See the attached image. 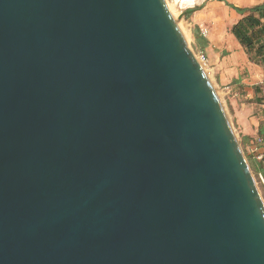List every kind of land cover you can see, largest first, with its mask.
Returning a JSON list of instances; mask_svg holds the SVG:
<instances>
[{"label":"water","instance_id":"95a60500","mask_svg":"<svg viewBox=\"0 0 264 264\" xmlns=\"http://www.w3.org/2000/svg\"><path fill=\"white\" fill-rule=\"evenodd\" d=\"M0 264H264V202L166 0H0Z\"/></svg>","mask_w":264,"mask_h":264},{"label":"crops","instance_id":"0c3cea01","mask_svg":"<svg viewBox=\"0 0 264 264\" xmlns=\"http://www.w3.org/2000/svg\"><path fill=\"white\" fill-rule=\"evenodd\" d=\"M221 2V6L210 1L204 6L199 5L200 9L196 11L184 12L183 20L193 45L205 55L209 79L225 101L233 126L236 125L250 154L256 138L260 137L264 145V104L256 108L254 102L257 96L254 90L263 82V70L248 60L246 50L231 33V27L243 17L233 8L249 10L263 5L264 0H231L233 5ZM193 5H188L187 11L195 8ZM254 16L259 17L260 13L256 12ZM205 24L212 25L211 29L204 28ZM263 148L259 147V150Z\"/></svg>","mask_w":264,"mask_h":264},{"label":"rangeland","instance_id":"374dc122","mask_svg":"<svg viewBox=\"0 0 264 264\" xmlns=\"http://www.w3.org/2000/svg\"><path fill=\"white\" fill-rule=\"evenodd\" d=\"M210 1L215 2V3L217 2L218 4L221 3V5H223V3L221 1H226L230 5H233L231 0H196L195 4L193 6L194 7H199V5L204 6L206 3H209ZM166 3H168L170 8H171L170 9L171 12L170 11L169 12H170V14H172L174 16L175 20L177 21L179 28H180V31H182V33L185 37L187 46L190 47V49L194 52V54H197L199 52V50L193 45V41H192L190 31L186 27L184 20H183V15H185L184 12L187 11V9H186L187 6H182L181 3H179L177 0H166ZM217 11L220 12L219 10H217ZM203 27L206 28L207 30H210L212 25L205 24ZM257 47H258V45L254 46L253 50L251 51V54L247 53L248 60L250 62H252L255 66L257 65L258 67H260L261 70H263L261 63L259 62V57L257 56L256 51H255ZM262 59L264 61V56ZM253 60H255V61H253ZM205 70H206V68H205ZM254 94L257 95L256 97H254L255 106L257 108V105L261 106L262 104H264V74H263V82L256 86V89L254 90ZM218 96H219V94H218ZM219 97L221 99L225 113H227V115H228L231 127L234 130V133H235V136L239 142V145L241 146V148L243 150L246 161H247V163H249L251 174L253 176V179H255L259 194L262 197L263 202H264V187H263L262 183L259 181V179L257 178V167H256L257 163L252 159V157L248 153L247 146H245L246 145L245 141L242 140V136L239 133L238 129H236V125L233 126L232 118H231L230 113L227 109V106L225 105V101H223L222 96H219Z\"/></svg>","mask_w":264,"mask_h":264},{"label":"trees","instance_id":"16d2710c","mask_svg":"<svg viewBox=\"0 0 264 264\" xmlns=\"http://www.w3.org/2000/svg\"><path fill=\"white\" fill-rule=\"evenodd\" d=\"M198 9H200V7L188 9L186 12L188 14ZM233 9L243 15V17L231 27V33L237 42L240 43L241 46H244L248 54H251L255 45H258L255 51L263 67L264 74V61L262 59L264 56V4L257 5L249 10L241 8ZM256 12L260 13L259 17L254 16ZM261 19H263V22H261Z\"/></svg>","mask_w":264,"mask_h":264},{"label":"built area","instance_id":"2783aa9c","mask_svg":"<svg viewBox=\"0 0 264 264\" xmlns=\"http://www.w3.org/2000/svg\"><path fill=\"white\" fill-rule=\"evenodd\" d=\"M203 35H206V31L203 33ZM196 59L202 63L204 67H206V57L202 52H198L197 54H194ZM250 152V156L252 159L257 163V178L262 183L264 187V148L262 150H259V147H263V141L260 137L256 138Z\"/></svg>","mask_w":264,"mask_h":264},{"label":"bare ground","instance_id":"6f19581e","mask_svg":"<svg viewBox=\"0 0 264 264\" xmlns=\"http://www.w3.org/2000/svg\"><path fill=\"white\" fill-rule=\"evenodd\" d=\"M179 3H181L182 6H188V5H193L195 3L196 0H177ZM168 9L170 11V6L167 3ZM171 12V11H170ZM179 27V25H178ZM180 29V28H179Z\"/></svg>","mask_w":264,"mask_h":264}]
</instances>
